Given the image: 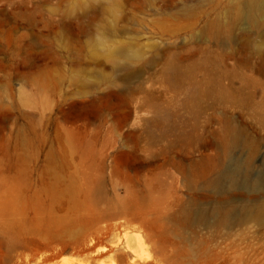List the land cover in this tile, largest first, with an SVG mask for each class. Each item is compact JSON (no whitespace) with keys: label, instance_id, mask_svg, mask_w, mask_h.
Returning a JSON list of instances; mask_svg holds the SVG:
<instances>
[{"label":"rangeland","instance_id":"1","mask_svg":"<svg viewBox=\"0 0 264 264\" xmlns=\"http://www.w3.org/2000/svg\"><path fill=\"white\" fill-rule=\"evenodd\" d=\"M238 1L0 0V264H122L127 245L182 264L203 243L197 264H240L236 217L264 201V25ZM236 130L256 150L223 193Z\"/></svg>","mask_w":264,"mask_h":264},{"label":"bare ground","instance_id":"2","mask_svg":"<svg viewBox=\"0 0 264 264\" xmlns=\"http://www.w3.org/2000/svg\"><path fill=\"white\" fill-rule=\"evenodd\" d=\"M263 10L264 0H239L229 11V16L236 20L246 19L247 21L259 26L264 25V20L260 18V14ZM220 28L224 31L227 29V26L221 25ZM124 56L126 58V62H129L137 57V52L135 50H126L124 51ZM231 141L233 144L239 143L246 146L248 148V153L245 158L240 159L233 167L226 169L219 177L210 182V186L215 189H219L223 193H227V187L230 189V186H234L238 173H240L248 159L256 150L254 141L244 136L239 130H236L232 134ZM243 170L245 171V169ZM241 173H243V171ZM260 178H262V176ZM232 188L234 189V187ZM199 216L202 217L203 214ZM227 219H229V212H225L222 216V221L226 222ZM236 222L238 224L239 263L264 264V241H259L257 232L254 228V225H260L264 229V201L259 202L251 208H243L240 210L238 216L236 217ZM151 239L152 238L149 237V241ZM127 248L133 251V253H136V255L129 260L128 263L123 260L122 264H170L163 262L152 255L144 256L141 249L138 251L128 245ZM206 254H208V249L205 244H199L197 248L192 249L190 252L189 260L182 264H197L199 257L202 258Z\"/></svg>","mask_w":264,"mask_h":264}]
</instances>
